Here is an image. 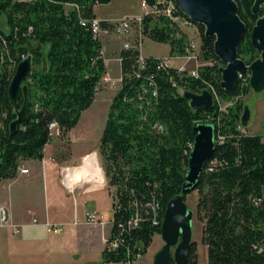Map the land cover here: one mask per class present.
Segmentation results:
<instances>
[{
  "label": "trees",
  "instance_id": "1",
  "mask_svg": "<svg viewBox=\"0 0 264 264\" xmlns=\"http://www.w3.org/2000/svg\"><path fill=\"white\" fill-rule=\"evenodd\" d=\"M234 1L245 25L237 47L238 58L250 64L259 57L251 45L250 32L263 11L252 13L254 0ZM109 2L0 0V16L8 26L7 32L0 29V181L15 178L23 160L42 159L51 139L50 123L57 124L64 138L93 103L106 66L100 40L94 37L90 23L83 25L82 21L95 18L94 7ZM193 24L200 38L199 58L214 62L213 66L199 68V80L156 69L154 57H146L144 68L138 70L139 52L135 47L122 48L119 53L122 82L109 106L99 153L112 200L111 232L122 243L112 252L104 248L103 262L133 259L135 247H141L144 255L154 235L160 234L168 201L181 194L194 139L193 126L201 123L214 126L215 145L197 184L188 193H197L195 214L201 224L207 264H264V142L262 136L238 128L244 108L242 97L250 90L248 76L239 78L230 91L222 89L221 62L214 55L213 38L204 36L202 25ZM141 25L144 37L169 45V55H181L189 41L164 16L146 15ZM101 26L108 24L101 21ZM43 45H48L47 54L44 56L42 48L34 52L32 69L24 82L30 100L27 121L10 134L16 110L9 102L7 89L15 65L22 55H28L29 46ZM204 81L212 86L204 85ZM210 87L221 101L232 105L220 110L215 102L212 107L192 109L180 94V90L199 93ZM23 101L21 93L17 109ZM154 124L162 125L161 133L152 129ZM152 202L159 206L156 225L145 208ZM134 213L139 215V222L130 228L127 222ZM196 249L193 241L187 264H197Z\"/></svg>",
  "mask_w": 264,
  "mask_h": 264
},
{
  "label": "crops",
  "instance_id": "2",
  "mask_svg": "<svg viewBox=\"0 0 264 264\" xmlns=\"http://www.w3.org/2000/svg\"><path fill=\"white\" fill-rule=\"evenodd\" d=\"M111 2L112 0L105 6ZM100 6L104 5L94 7V14L101 21L137 15L98 14ZM118 40H121V43ZM100 42L106 72L110 71L111 67L119 77V53L129 43L128 38L122 40L111 37ZM106 52L114 54V57L107 58ZM245 128L246 133L253 134L247 130L250 128L249 120ZM262 141L264 142V135ZM49 145L53 147L49 156H46ZM58 146V143L49 141L44 147L41 160L21 162V168L27 170V173L18 171L15 178L0 181V208L8 209L12 225L0 226V264H103L104 237L110 230L109 225L100 227L88 224L85 222L84 214L87 209L86 203H91V209L100 213L105 203L107 206L111 204L108 187L78 186L75 191H78L79 197L87 196L89 202L83 201L79 207L77 204L72 205L70 213L67 207L70 206L69 196L72 192L61 183L60 172L63 167L74 164L62 156H55ZM70 175L71 170L67 182L72 183ZM101 179L102 177L96 184L102 182ZM33 220H36V223H33ZM109 220L112 222V218ZM44 223L57 225L61 231L57 234L47 231Z\"/></svg>",
  "mask_w": 264,
  "mask_h": 264
},
{
  "label": "water",
  "instance_id": "3",
  "mask_svg": "<svg viewBox=\"0 0 264 264\" xmlns=\"http://www.w3.org/2000/svg\"><path fill=\"white\" fill-rule=\"evenodd\" d=\"M177 8L192 22L202 25L204 36L213 38L214 55L221 62L219 72L220 86L230 91L240 77L248 76L249 87L255 92L264 89V0H254L251 11L262 15L256 20L250 32V42L259 52V57L246 64L238 58L237 47L245 31V25L238 15V6L234 0H174ZM41 46H29L25 59L20 61L9 82L7 95L10 104L16 110V118L9 125L10 134L27 121L30 108L27 86L24 82L32 69V56L40 51ZM2 49L0 46V74L2 66ZM45 64V60H43ZM24 101L19 109L17 102L20 94ZM182 97L188 100L192 109L212 107V95L203 90L200 94L184 91ZM249 120L247 107L243 108L240 123L243 127ZM194 139L188 157L187 171L184 177L181 194L171 198L164 210L160 237L161 248L154 254L151 264H187L191 243L193 211L188 208L183 195H186L197 184L205 163L213 154L215 145V128L211 124L195 123Z\"/></svg>",
  "mask_w": 264,
  "mask_h": 264
},
{
  "label": "rangeland",
  "instance_id": "4",
  "mask_svg": "<svg viewBox=\"0 0 264 264\" xmlns=\"http://www.w3.org/2000/svg\"><path fill=\"white\" fill-rule=\"evenodd\" d=\"M141 0H112L110 5L100 6L98 8V14H112L113 16H120L122 14H140ZM0 29L3 32L8 31V26L6 24L4 16H0ZM183 32L188 36L189 40H194L198 44H200V38L197 30H188L182 29ZM190 36V37H189ZM113 38L119 39H127V37H117L113 34L103 35L100 38L101 40H109ZM121 43V40H118ZM129 42L132 44L133 42L129 38ZM118 43V42H117ZM118 45V44H117ZM42 52L44 56L48 52V45L42 46ZM141 52L143 55L154 56V57H162L168 54L169 45L166 43L155 42L147 37H143L141 43ZM107 58H113L114 54L107 53ZM109 66V64H108ZM110 71L106 72V76L111 79H115L117 77L116 71H112L111 67ZM117 89L112 88L110 82L100 83L97 93L95 95V99L93 103L81 113L80 119L76 126L72 128L67 136L64 138L60 137L58 128L52 129L51 139L54 144H59L58 151L55 156H62L65 160H69L72 166H67L63 168H67L69 170L80 167L83 158L87 157L88 154L95 153L97 164L103 172V161L102 157L99 153V141L103 132V128L105 126L107 120V114L109 110V106L111 104V100L115 95ZM219 103V102H218ZM242 103L244 107H247L249 111V122L250 128H247L249 132H252L254 135H264V89L260 92H255L252 89L242 97ZM232 103L228 101H221L219 108L224 110L226 107L231 106ZM248 123V122H247ZM241 124V123H240ZM242 126V125H241ZM247 126V125H246ZM245 126V127H246ZM241 127L243 132H246V128ZM53 145H49L46 156H49V152H51ZM69 155V158H67ZM84 155V156H83ZM83 156V157H82ZM62 168V169H63ZM99 169V171H100ZM100 171V173H101ZM63 174L60 172V180H62ZM105 178V176H104ZM104 184L99 185L100 187H108L106 178L104 179ZM80 185H83L85 188L88 186H95L92 181L82 183L79 181L76 183V188ZM76 190V189H75ZM70 194L69 201L70 206L67 207L64 203L65 207H67L68 211L71 213L72 205L79 207L83 201H87L89 198L87 196L79 197L78 191H75ZM111 193H114L115 189L111 188ZM62 200V196H61ZM73 202V203H72ZM89 202V201H87ZM186 205L189 209L193 211V220L191 224L192 230V242H196L197 244V264H207V249L206 246L201 243V224L196 218L195 209L197 204V193L195 191L188 193L185 197ZM86 210H91V203H86ZM100 212V211H99ZM102 215L106 220L112 218L113 211L111 204L108 206L106 203L103 205ZM51 225V224H50ZM57 226V225H56ZM58 227V226H57ZM59 232L61 231L58 227ZM163 245V241L159 235H154L153 240L146 253L141 256L140 259L135 261L133 264H151L154 254L161 248Z\"/></svg>",
  "mask_w": 264,
  "mask_h": 264
},
{
  "label": "built area",
  "instance_id": "5",
  "mask_svg": "<svg viewBox=\"0 0 264 264\" xmlns=\"http://www.w3.org/2000/svg\"><path fill=\"white\" fill-rule=\"evenodd\" d=\"M22 1H28V0H22ZM140 8H141V13L138 15L134 16H124L122 18L116 19V20H111V21H105L108 26L107 27H102L101 26V20L97 19L96 17L91 19V20H85L82 21V24L85 25L86 22L90 23L91 30L94 34V37L98 38L100 40L101 36L107 35V34H113L114 36L117 37H127L128 41L129 38L133 42L132 44L129 42L127 43L123 48H128V47H135V49L138 50L139 56L136 59V64H137V69H143L144 64H145V58L142 55L141 52V43L143 39V33H142V20L144 16L146 15H152V16H164L165 18L169 19L172 23H175L179 29H188V30H197V26L195 24H190L188 22L182 21V18H179L178 16L175 15L174 9L170 7L169 4H167V0H154V3L152 5H149L146 1L141 0L140 3ZM183 31V30H182ZM189 39V38H188ZM200 55V44H198L194 40H189L188 43L185 45L183 53L180 55H167L165 57H160L157 58V64H156V69L158 70H172L174 72V75L178 76L179 78H188V79H194V80H199L200 79V73H199V68L208 65V66H213L214 62L212 61H202L199 58ZM27 55H22L20 57V61L25 59ZM120 60V58H119ZM16 66V65H15ZM243 78V77H240ZM150 80V77L148 78ZM105 82H110V85L112 88H116L117 91L120 89L121 82H122V76L120 73V76L111 79L110 77L104 75L101 83ZM151 86L153 85L150 82ZM174 85V84H173ZM204 85H210L211 84L207 83L204 81ZM116 91V92H117ZM202 90L199 93L200 94ZM184 91L180 90V94L182 95ZM156 92L153 91V96H155ZM221 100L219 99V103H216L218 106L220 105ZM220 109V108H219ZM222 110V109H220ZM241 124L238 127L241 130ZM58 128L57 124L52 122L49 124V131H50V136L52 133V129ZM152 129L157 131L158 133L162 132V125L160 124H154L152 125ZM242 131V130H241ZM218 139H222V137H218ZM100 169V167H99ZM69 169L63 168L61 169V173L63 174V178L61 180V183L63 186L70 192H74L76 189V184H72L71 182H67V177L69 174ZM101 171V169H100ZM19 172L21 173H27V170L23 168H19ZM101 177H102V182L99 184H96L95 181L92 180V183L100 187L99 185L104 184L105 178H104V173L101 171ZM70 181V179H69ZM89 181H82V183H86ZM146 209L150 210L152 213V219H153V224H157L158 221V213H159V206L152 202L151 204H147L145 206ZM85 222L91 225H98L100 227H106L109 225V232L106 234L104 237V248L106 252H112L117 250L122 243V239L116 235L115 233L111 232V228L113 227V222H110V220H106L105 217L102 215V213L98 212L97 210L91 209V210H86L85 211ZM139 215L137 213H134L132 215L128 222L127 225L130 228L136 227L139 222ZM33 223H36V220H33ZM0 226H5V227H10L12 226L10 224V215L9 211L6 207H1L0 208ZM43 226L47 231H50L52 233H59L58 227L56 225H50L48 223H44ZM121 228V227H120ZM123 231V230H121ZM141 247H135L133 251V259L127 258L125 261H120V262H115L112 260H107L104 261L103 264H133L135 261L141 258L142 254L140 252Z\"/></svg>",
  "mask_w": 264,
  "mask_h": 264
},
{
  "label": "bare ground",
  "instance_id": "6",
  "mask_svg": "<svg viewBox=\"0 0 264 264\" xmlns=\"http://www.w3.org/2000/svg\"><path fill=\"white\" fill-rule=\"evenodd\" d=\"M167 4H169L170 7L174 9L176 16L182 18V21L193 24V22L188 17L186 18L181 14H179V12L181 11L177 8L174 0H167ZM204 90H207L212 95L214 103L219 102L218 95L216 94L215 90L212 87H210V89H204ZM70 176L72 183L75 184L76 183L78 184L79 181H84V180L86 181L93 180L95 182H98L100 180L101 174L99 171V166L97 164L96 154L92 153L87 157L83 158V162L80 167L78 166V168L71 169Z\"/></svg>",
  "mask_w": 264,
  "mask_h": 264
}]
</instances>
